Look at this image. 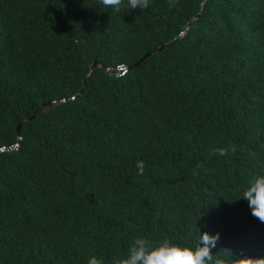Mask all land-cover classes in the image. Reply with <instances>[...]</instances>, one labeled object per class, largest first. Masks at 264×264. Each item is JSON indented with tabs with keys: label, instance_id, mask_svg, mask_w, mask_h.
<instances>
[{
	"label": "trees",
	"instance_id": "16d2710c",
	"mask_svg": "<svg viewBox=\"0 0 264 264\" xmlns=\"http://www.w3.org/2000/svg\"><path fill=\"white\" fill-rule=\"evenodd\" d=\"M203 1L0 0V264H119L198 229L264 256L240 199L264 172V0Z\"/></svg>",
	"mask_w": 264,
	"mask_h": 264
},
{
	"label": "clouds",
	"instance_id": "9594fccd",
	"mask_svg": "<svg viewBox=\"0 0 264 264\" xmlns=\"http://www.w3.org/2000/svg\"><path fill=\"white\" fill-rule=\"evenodd\" d=\"M106 7L115 11L120 10L124 0H101ZM149 0H127L129 9H145ZM120 69H125L120 66ZM138 174L142 175L144 165L137 164ZM247 201L252 216L264 223V172L254 174L249 178L247 185L240 193V199ZM219 233L209 234L200 232L198 229L196 244H178L170 240H163L155 245L148 240L138 238L134 240L129 248L126 258L119 261V264H264V256L232 255L227 259V254L222 258L214 257L211 249L216 248ZM88 264H101L96 257H90Z\"/></svg>",
	"mask_w": 264,
	"mask_h": 264
},
{
	"label": "water",
	"instance_id": "95a60500",
	"mask_svg": "<svg viewBox=\"0 0 264 264\" xmlns=\"http://www.w3.org/2000/svg\"><path fill=\"white\" fill-rule=\"evenodd\" d=\"M205 1H206V0H204L203 3H204ZM190 24H191V22L188 24V27L190 26ZM188 27H187V29H188ZM185 33H186V31H183L181 35H184ZM170 41H171V40H169L167 43H165V44L162 45L161 47L157 48L156 50H153V51H150V52L146 53V54L144 55V57H143L139 62H141V61L145 60L146 58L150 57L153 53H155V52H157V51H160V50H162L163 48H165V47L170 43ZM139 62H138V63H139ZM138 63H137V64H138ZM96 65H97V63H95V64L92 66V68H93L94 66H96ZM124 67H125L126 70L129 68V67H127V66H124ZM85 84H87V81L85 82ZM66 100H67V99H61V100H59L58 102H65ZM56 102H57V101H56ZM52 103H53V102H51V101L45 103L44 106H45L46 110L44 111L43 114H46V113L49 111V109H50ZM33 117H34V116L27 117L22 123L19 124L18 128H20V127L24 124V122H25L26 120H29V119H31V118H33ZM21 138H22V137H20V140H21ZM19 145H20V141L16 144L15 147L18 148ZM11 149H12V147H2V148H0V151L11 150Z\"/></svg>",
	"mask_w": 264,
	"mask_h": 264
},
{
	"label": "rangeland",
	"instance_id": "374dc122",
	"mask_svg": "<svg viewBox=\"0 0 264 264\" xmlns=\"http://www.w3.org/2000/svg\"><path fill=\"white\" fill-rule=\"evenodd\" d=\"M2 148V147H1Z\"/></svg>",
	"mask_w": 264,
	"mask_h": 264
}]
</instances>
